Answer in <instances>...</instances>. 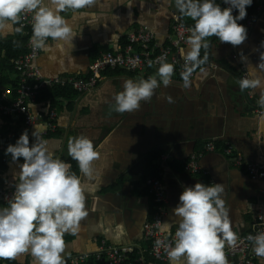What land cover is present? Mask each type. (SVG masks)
I'll return each mask as SVG.
<instances>
[{
    "label": "crops",
    "instance_id": "obj_1",
    "mask_svg": "<svg viewBox=\"0 0 264 264\" xmlns=\"http://www.w3.org/2000/svg\"><path fill=\"white\" fill-rule=\"evenodd\" d=\"M217 3L227 7L222 0ZM256 4L262 7L258 13ZM252 12L254 23L243 44L233 47L215 37L208 38L209 48L201 49V58L207 52L208 59L194 71L191 87L184 88L183 81L172 76L169 86L158 87L151 99L141 101V107L133 112H116L114 95L123 90L126 79H147L157 70L146 75L108 71L91 91L53 102L37 98L31 105L32 112L42 119L51 108L57 113L56 130L44 137L56 157L71 159L68 141L79 135L90 138L99 153L93 162L100 174L99 186L95 193L87 195L88 215L80 222V231L64 237L63 259L77 253H93L101 240L114 247L145 249L143 230L154 212V203L144 187L149 178L162 182L166 210L163 222L172 225L171 233L176 231L173 209L179 195L185 187L196 183L224 186V198L238 236L250 232L260 216L264 218V180L249 177L243 167L233 166L222 154L224 145L229 144L234 156L242 157L243 162L264 161V118L256 113L260 89L239 87L243 70L251 66L259 73L257 66L264 53V0L253 1L246 18ZM61 14L73 26V46L65 45L61 50L49 39V50L39 49L36 65L45 78L87 79L98 57L122 48L126 34L140 27L155 33L157 48L167 46L172 38L174 16L180 20L181 15L174 0H96L75 17L72 10ZM233 15L237 13L234 11ZM185 21L188 25L181 24L188 28L194 23L189 18ZM15 34L13 31L0 38L5 42ZM187 47L183 49L184 55ZM0 50L2 62L6 60V50ZM14 81L16 75L12 72L9 82ZM12 89L11 84L0 86V98L4 95L13 100ZM19 121H7L0 115V135L13 134L12 127ZM37 127L41 126L24 128L29 142L33 141L32 133ZM210 142L215 144L216 151L205 149ZM9 144L14 142L7 139L0 147L6 159V167H0V187L5 189L14 188V174L19 171L18 164L23 163L22 158L13 163L10 154H5ZM194 154L202 155L198 159V174L184 170ZM253 255L255 264H264V258ZM13 262L33 264V257L23 253ZM0 264H6L5 259H0Z\"/></svg>",
    "mask_w": 264,
    "mask_h": 264
},
{
    "label": "clouds",
    "instance_id": "obj_2",
    "mask_svg": "<svg viewBox=\"0 0 264 264\" xmlns=\"http://www.w3.org/2000/svg\"><path fill=\"white\" fill-rule=\"evenodd\" d=\"M253 0H174L182 17L194 23L187 28L186 66L181 72L183 87L192 86L193 72L203 65L207 52L201 58V49L210 46L208 38L215 37L220 43L233 47L247 39V29L238 23L247 16V8ZM96 0H0V36L22 29L17 27L21 15L31 13L34 49L49 50L47 41L56 42L58 49L72 47L75 37L73 26L61 13L72 10L75 17L79 10L92 7ZM237 15H233V12ZM264 47V42L261 43ZM256 68L249 66L239 87L260 89L258 101L264 109V53ZM149 66L152 62L149 61ZM175 66L162 57L156 74L147 79H126L123 90L113 97L114 110L118 113L133 112L141 107L161 85L172 83ZM202 70V69H201ZM158 77V78H157ZM171 100V98H169ZM264 118V112H262ZM33 142H29L27 130L21 133L15 144H9L5 154L13 163L21 158L19 171L14 174V193L7 199V206H0V259L12 260L23 253H30L33 264H64L65 235L80 231V222L88 215L87 195L95 193L100 174L93 167L99 158L90 138L79 135L69 139L68 155L76 161L81 175L73 172L72 165L55 156L48 142L40 137L43 127L34 128ZM221 184L196 183L185 187L179 202L173 209L176 231L173 243L166 241L172 235V225L161 222L160 232L164 240H158L167 253L169 264H228L225 246H235L239 240L233 230L229 206ZM119 237H116L118 239ZM253 253L264 258V232L249 235Z\"/></svg>",
    "mask_w": 264,
    "mask_h": 264
},
{
    "label": "built area",
    "instance_id": "obj_3",
    "mask_svg": "<svg viewBox=\"0 0 264 264\" xmlns=\"http://www.w3.org/2000/svg\"><path fill=\"white\" fill-rule=\"evenodd\" d=\"M261 8L260 4L257 5L256 13ZM31 16V13L22 14L20 23L17 25L22 29L19 33L26 38L25 52L13 61L16 81L12 91L15 98L11 101L7 100L4 95L0 98V115L21 120L26 129H30L34 125L44 127L45 129L39 134L41 137L43 136V139L49 132H54L57 128V113L54 108H51L44 119L31 110V105L35 103L40 92L44 89L72 87L77 94H83L94 89L108 71L146 75L151 70L158 69L159 60L162 57L165 62L174 64L173 76L179 79H181L180 74L185 67L190 66L186 64L183 54L184 47L188 46L186 43L189 36L186 30L188 27L183 26L178 17L174 16L172 38L167 46L157 48L155 33L147 27H140L126 34L125 44L122 48L116 52H106L98 57L92 63L87 79L45 78L41 69L36 65L39 49H34L30 42L32 36ZM254 17L255 14L252 12L242 23L247 29V34L253 26ZM149 61L152 62L151 66H149ZM245 74L246 71L243 70L241 77L244 78ZM194 75L193 72L192 78ZM247 94L248 98H251L250 93ZM262 112L264 109L260 107L256 109L257 114L261 115ZM11 137L12 134L6 137L0 135V147ZM205 149L209 152L216 151V146L210 142ZM222 154L230 160L233 166L243 167L249 177L264 180V161L243 162L242 157L234 156V150L229 144L224 145ZM201 157V154H194L190 157L184 170L188 173L198 174L200 172L198 159ZM144 187L154 203L152 218L145 224L143 230L145 249L135 251L130 246L114 247L101 240L93 253L73 254L64 259V264H168L169 260L164 246L156 243L158 240L165 239V234L160 232L161 222L166 214L165 206H163L165 203L163 185L160 179L149 178L144 182ZM14 190V188L0 187V206H7V199L12 197ZM260 232H264V218L261 216L250 232L238 236L239 240L234 247L226 244L224 251L228 262L231 264H255L251 242L247 237ZM174 233L175 231L168 238L167 243H173Z\"/></svg>",
    "mask_w": 264,
    "mask_h": 264
},
{
    "label": "trees",
    "instance_id": "obj_4",
    "mask_svg": "<svg viewBox=\"0 0 264 264\" xmlns=\"http://www.w3.org/2000/svg\"><path fill=\"white\" fill-rule=\"evenodd\" d=\"M180 21L183 25H188L187 22L185 21V18L180 15ZM13 38H9L7 41H3L0 38V49H5L6 50V60H3L0 62V86L4 85H9L11 84L12 87H15V81L14 82H9V75L14 72L13 70V61L20 55L25 52V43H26V38L23 37L20 33L15 34ZM0 52H2L0 50ZM11 60L12 63H11ZM72 95H76V92L73 90L72 87H64V88H49V89H44L40 92V95L38 97V100H49L53 102V100L57 99H67L72 97ZM7 121L10 120L9 117H3ZM13 128V134L10 140L12 142H16V140L20 137L21 133L24 132V125L23 122L20 120L19 122L15 123V126ZM33 142V141H32ZM30 142V144L32 143ZM1 162L3 164H1ZM65 162H68L72 165V171L75 172L77 175H80L78 165L76 161L69 159ZM0 167L5 168L6 167V159L5 155L3 153H0ZM150 260V258H148ZM6 264H16V262H13L12 260H7L5 259Z\"/></svg>",
    "mask_w": 264,
    "mask_h": 264
}]
</instances>
